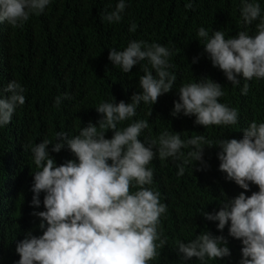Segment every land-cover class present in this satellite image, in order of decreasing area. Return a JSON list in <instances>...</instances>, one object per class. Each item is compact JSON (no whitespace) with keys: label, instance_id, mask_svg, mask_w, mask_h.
Returning a JSON list of instances; mask_svg holds the SVG:
<instances>
[{"label":"clouds","instance_id":"obj_1","mask_svg":"<svg viewBox=\"0 0 264 264\" xmlns=\"http://www.w3.org/2000/svg\"><path fill=\"white\" fill-rule=\"evenodd\" d=\"M51 3L0 0V24L22 27ZM193 3L188 0L185 7L192 9ZM126 7L127 0H117L111 11L101 13V20L114 28ZM239 14L246 26L255 23L254 34L242 30L226 38L224 32L213 30L210 34L204 27L196 32L212 66L233 86L241 79L264 80V9L259 0H240ZM135 30L133 23L129 31ZM172 54L166 46L143 40H128L122 50L109 48L108 59L122 72L130 73L135 65L142 67L140 90L131 95L130 102H116L115 98L101 102L95 106L99 118L81 127L78 134L61 130L55 133L54 143L44 139L26 147L37 169L32 172L30 203L40 232L35 235L28 230L16 242V264H150L165 244L159 226L167 205L161 202L160 193L149 187L154 171L148 165L158 156L178 161V176L184 175L188 165L205 170V146H218L219 170L227 181L245 191L230 198L222 193L219 210L202 209L200 213L207 221L218 222L216 228L221 233L227 225V236L240 240L239 264H264V121L250 122L241 129L244 135L240 139L209 141L203 135L182 139L179 132L167 129L155 139H141L148 121L132 120L141 102L153 106L159 96L174 88L176 76L169 71ZM145 60L147 64H142ZM197 62L194 57L192 63ZM248 87L245 83L241 93L246 95ZM24 91L16 80L0 87V128L8 125L17 107L24 104ZM177 95L170 113L173 117L194 116V123L204 128L238 124L237 110L219 100L225 95L222 84L207 76L183 83ZM66 99H71L68 93L57 96L55 106ZM128 120L132 122L118 128ZM108 130L110 138L106 137ZM49 145L56 153L67 147L74 158L57 165ZM183 149L189 150L185 153ZM250 184L258 186V191L246 195ZM41 193L44 210L36 211ZM174 250L180 264H191L193 257L199 264H209L231 256L227 237L208 230L186 241L176 240Z\"/></svg>","mask_w":264,"mask_h":264},{"label":"trees","instance_id":"obj_2","mask_svg":"<svg viewBox=\"0 0 264 264\" xmlns=\"http://www.w3.org/2000/svg\"><path fill=\"white\" fill-rule=\"evenodd\" d=\"M187 2L127 0L121 21L113 28L101 20V13L111 11L117 0H52L43 14L31 16L22 27L0 24V87L16 80L25 89L24 104L17 107L10 123L0 128V264H16V242L28 230L35 235L40 232L39 219L31 215L34 209L30 203L32 172L37 169L26 147L44 139L54 143L55 133L61 130L76 135L89 121L95 123L99 118L95 110L99 103L114 98L116 102H130L131 95L140 90L142 67L135 65L130 73L122 72L108 59L109 48L122 50L128 40H143L172 50L169 71L176 76L174 88L159 96L153 106L141 102L132 118L148 121L149 128L141 139H155L164 129L179 132L182 139L194 135H203L209 141L240 139L244 135L242 128L253 120L264 121V80L241 79L238 86H233L220 69L212 66L203 41L196 36L200 27L210 34L220 30L226 38L242 30L251 35L255 23H243L240 0H194L192 9L185 7ZM259 3L264 9V0ZM133 23L136 30L130 32ZM194 57H198L197 63H192ZM204 76L222 84L225 95L219 100L237 110V125L204 128L194 123V116L170 115L179 86ZM245 83L249 86L246 95L240 91ZM64 93L71 99L56 107L55 98ZM131 122L124 121L118 128ZM111 135L108 130L106 137ZM51 147L50 155L57 165L74 158L67 147L59 153L52 152ZM188 150L183 149L185 153ZM218 151V146H205L208 167L197 170L188 165L182 176L177 175L178 161L171 158L161 160L156 156L148 165L154 171L149 187L159 192L161 202L167 205L159 226L165 244L150 264H180L175 241H186L205 230L226 236L231 251L230 257L209 264H239L240 240L227 236V225L221 233L216 228L218 222L207 221L200 213L202 209L219 210L223 194L230 198L245 191L225 179L226 174L218 168ZM253 191H258V186L250 184L246 195ZM43 195L36 211L44 210ZM191 264L199 261L193 257Z\"/></svg>","mask_w":264,"mask_h":264}]
</instances>
